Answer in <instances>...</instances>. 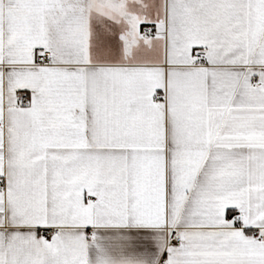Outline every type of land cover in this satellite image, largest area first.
<instances>
[{
	"label": "snow or ice",
	"instance_id": "snow-or-ice-1",
	"mask_svg": "<svg viewBox=\"0 0 264 264\" xmlns=\"http://www.w3.org/2000/svg\"><path fill=\"white\" fill-rule=\"evenodd\" d=\"M0 264H264V0H0Z\"/></svg>",
	"mask_w": 264,
	"mask_h": 264
}]
</instances>
